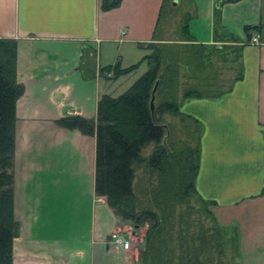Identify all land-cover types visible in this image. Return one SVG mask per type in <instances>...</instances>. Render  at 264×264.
Here are the masks:
<instances>
[{"label":"crops","instance_id":"1","mask_svg":"<svg viewBox=\"0 0 264 264\" xmlns=\"http://www.w3.org/2000/svg\"><path fill=\"white\" fill-rule=\"evenodd\" d=\"M101 2L0 0V37L18 41L17 78L25 86L17 102L14 213L20 235L13 264H142L139 248L110 245L111 234L131 224L95 194V137L55 123L72 114L96 119L100 98L113 96L114 86L147 62L119 78L100 70L126 68L152 52L148 44L164 0H122L107 11ZM216 2L186 0L190 33L200 44L239 46L244 76L221 98H190L181 110L204 125L198 191L216 200L218 223L237 230L238 264H264V0L225 3L220 25ZM247 25L259 26L250 38ZM162 28L159 38L165 39ZM85 47L96 50L87 54L88 72ZM59 215L65 221H54Z\"/></svg>","mask_w":264,"mask_h":264},{"label":"trees","instance_id":"2","mask_svg":"<svg viewBox=\"0 0 264 264\" xmlns=\"http://www.w3.org/2000/svg\"><path fill=\"white\" fill-rule=\"evenodd\" d=\"M168 1L163 2L154 41L148 44L152 52L126 68L105 66L100 74L112 72L119 78L135 71L144 61L148 70L119 96L104 94L97 104L96 119L72 114L57 118L55 123L95 137V194L105 197L115 215L135 229L148 225L142 264H231L228 250L232 246L234 258L239 256V234L218 223L212 211L216 200L204 198L197 189L204 125L183 112L181 104L190 98H221L235 81L243 78V64L240 63L239 75L226 88L210 74H204L212 57L204 51L208 46L197 43L191 35L188 11L176 43L159 38ZM234 1L239 0H217V25L221 23L224 4ZM121 2L102 0L101 8L111 10ZM258 28L247 25L244 31L250 38V33ZM178 47L184 51L175 49ZM235 48L240 51L239 46ZM17 49L15 38L0 37V264H13L14 240L20 235V222L14 213V162L17 102L25 86L17 78ZM90 53L95 55L96 50L83 48L84 65ZM182 77L186 84H182ZM157 81L152 111V92ZM165 114L178 117L183 123L187 133L186 142H180L183 147L176 146L179 143L174 141V126L164 121ZM151 145L153 149L146 155L145 150ZM139 170L151 178L140 191L141 196L136 191L140 187L136 182ZM194 215L204 216L209 224L192 220Z\"/></svg>","mask_w":264,"mask_h":264},{"label":"rangeland","instance_id":"3","mask_svg":"<svg viewBox=\"0 0 264 264\" xmlns=\"http://www.w3.org/2000/svg\"><path fill=\"white\" fill-rule=\"evenodd\" d=\"M177 1V0H175ZM174 0H169L168 1V7H166V10L164 12V17H163V26H164V37L166 40L169 42L176 43L178 39L180 38V25L185 17V12L187 11L186 8V0H178L176 3ZM208 47L204 49L205 53L208 54L209 56L212 57V61L208 63L207 66H210L209 68H206V71L204 74H210L214 79L216 78L217 82L220 84H223V86L226 88L230 84H232L233 80L235 77L239 75L240 72V63L241 60L239 58V50H237L236 45H228V44H212V45H207ZM216 46H223L221 50H216ZM231 46V47H230ZM175 49L183 50V47H178ZM182 51V52H183ZM218 51H222L219 53ZM90 62L91 60L89 59L87 61V65L85 67V70L88 72L90 71ZM93 65H94V61ZM148 70V65L147 63H144L143 65L140 66L139 69H137L135 72L129 74L128 76L124 77V79L120 80L116 86L111 90L113 97H117L123 92H125L141 75H143L146 71ZM182 84H186V79L182 77L181 79ZM188 84V83H187ZM182 90V89H181ZM182 91L179 93V99L181 97ZM158 101V100H157ZM164 121L167 124H172L174 126V141L179 143L183 142V144L187 140V133L185 130H183V123L179 120L178 117H174L169 114H165L163 116ZM19 129L20 132L19 134L21 135V123H19ZM176 144L179 148L183 147V145ZM153 149V145L149 146L146 150L145 153L148 155ZM150 176L148 174L144 175V172L142 170L138 171V178L136 182H139V189L136 191L138 192L137 194L140 195V191L144 190L149 181ZM155 180V178H153ZM153 182V181H152ZM144 194V193H143ZM142 194V195H143ZM196 204L195 202H193ZM197 205V204H196ZM65 216L64 215H59L54 218V221H65ZM205 224H209V220L204 218L202 215H194L192 217V220H199ZM35 221V219L31 220H23V224L26 225V223H32ZM125 222V221H124ZM131 224V223H130ZM148 225L135 229L134 226L131 224L130 227H126L125 230H119L121 232H124L125 234H128L129 236H132V248H139L140 252V258H141V253L144 249L145 245V234L147 231ZM132 231L135 233L132 234ZM136 237V238H134ZM16 248H17V243H16ZM236 255V252H234L233 247H229L228 250V259L230 260L231 264H238L237 258H234ZM234 258V259H233Z\"/></svg>","mask_w":264,"mask_h":264},{"label":"built area","instance_id":"4","mask_svg":"<svg viewBox=\"0 0 264 264\" xmlns=\"http://www.w3.org/2000/svg\"><path fill=\"white\" fill-rule=\"evenodd\" d=\"M253 42H257V39L254 38ZM109 242L116 251L129 250L133 245L132 237L121 231L112 233Z\"/></svg>","mask_w":264,"mask_h":264},{"label":"water","instance_id":"5","mask_svg":"<svg viewBox=\"0 0 264 264\" xmlns=\"http://www.w3.org/2000/svg\"><path fill=\"white\" fill-rule=\"evenodd\" d=\"M177 3V1H175ZM158 83L159 81L156 82L155 84V87L153 89V92H152V99H151V108H152V111H154V107H155V94H156V90H157V87H158ZM166 140V138H165Z\"/></svg>","mask_w":264,"mask_h":264}]
</instances>
